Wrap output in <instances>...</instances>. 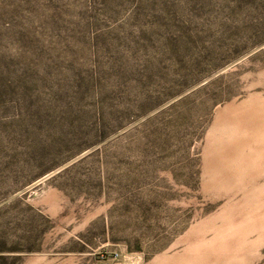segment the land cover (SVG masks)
<instances>
[{"label": "rangeland", "instance_id": "374dc122", "mask_svg": "<svg viewBox=\"0 0 264 264\" xmlns=\"http://www.w3.org/2000/svg\"><path fill=\"white\" fill-rule=\"evenodd\" d=\"M0 264H264V0H0Z\"/></svg>", "mask_w": 264, "mask_h": 264}]
</instances>
